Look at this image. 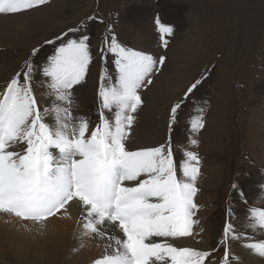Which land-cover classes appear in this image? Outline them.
Segmentation results:
<instances>
[{
	"label": "snow or ice",
	"instance_id": "1",
	"mask_svg": "<svg viewBox=\"0 0 264 264\" xmlns=\"http://www.w3.org/2000/svg\"><path fill=\"white\" fill-rule=\"evenodd\" d=\"M50 3L0 0V15H23ZM95 19L90 16L45 40L54 49L39 67L34 58L41 49L34 47L0 91V213L41 227L58 214L69 219L76 215L82 236L103 245L93 264H211V252L170 242L192 237L199 223L195 197L201 158L197 151L185 150L178 165L171 132L206 77L191 82L169 106L164 143L132 149L128 141L144 104L142 92L153 84L166 57L126 46L111 25L94 54L86 28ZM155 25L167 48L175 26L159 15ZM96 56L102 68L93 124L74 109L76 93L87 83ZM38 86H46L54 97L51 107H41ZM206 105H197L189 119L192 136L206 128ZM190 144L198 146L199 140L190 138ZM232 187L243 200L239 185ZM250 216L253 227L264 231V207L252 208ZM238 237L227 220L224 264H232L227 241ZM246 246L264 257V240Z\"/></svg>",
	"mask_w": 264,
	"mask_h": 264
},
{
	"label": "rangeland",
	"instance_id": "2",
	"mask_svg": "<svg viewBox=\"0 0 264 264\" xmlns=\"http://www.w3.org/2000/svg\"><path fill=\"white\" fill-rule=\"evenodd\" d=\"M157 15L175 26L167 48L161 45L156 30ZM90 16L97 18L88 21L86 28L94 54L111 25L126 46L166 57L153 84L142 92L144 104L128 141L132 149L164 143L169 106L191 82L206 77L188 98L171 132L178 165L185 150L197 151L201 158L202 175L195 197L199 223L192 237L170 242L209 251L211 264H224L226 245L222 241L230 220L239 234L227 241L232 264H256L251 255H259L246 245L264 240V231L253 227L250 216L252 208L264 207V0H51L23 15H0V91L34 47L41 49L34 58L39 67L54 49L44 41L78 27ZM13 33L17 35L11 36ZM101 68L96 56L87 83L75 97V112L86 115L93 124L98 116ZM48 92L46 86L37 87L42 108L51 107L54 101ZM204 101L206 128L192 136L189 119ZM190 138L198 139L199 145L192 146ZM234 183L243 190V200L233 189ZM51 218L60 220L59 215ZM154 239L160 242L163 238ZM2 248L0 264H24ZM261 258L257 264H264ZM27 262L72 264L68 258Z\"/></svg>",
	"mask_w": 264,
	"mask_h": 264
},
{
	"label": "bare ground",
	"instance_id": "3",
	"mask_svg": "<svg viewBox=\"0 0 264 264\" xmlns=\"http://www.w3.org/2000/svg\"><path fill=\"white\" fill-rule=\"evenodd\" d=\"M16 35V33L11 34V36ZM59 216V221L49 218L45 226L41 227L32 221L0 213L2 250L24 264L30 263L27 261L43 263L47 259L51 261L56 258H60V261L68 258L72 264H91L92 261L100 258L103 254L102 243L82 236L83 230L78 223V217L73 215L69 219ZM257 257L251 255V262L261 263V256Z\"/></svg>",
	"mask_w": 264,
	"mask_h": 264
}]
</instances>
